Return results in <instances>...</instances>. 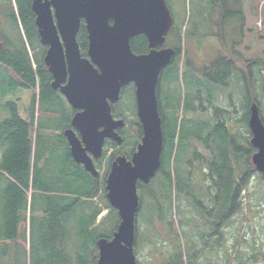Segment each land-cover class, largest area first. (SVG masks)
I'll use <instances>...</instances> for the list:
<instances>
[{"label":"trees","instance_id":"trees-1","mask_svg":"<svg viewBox=\"0 0 264 264\" xmlns=\"http://www.w3.org/2000/svg\"><path fill=\"white\" fill-rule=\"evenodd\" d=\"M32 1L0 0V107L9 113L5 116L0 112V264H17L19 249H23L26 256L28 236L36 241L35 264H98L97 242L113 238L120 221L118 212L106 200L105 187L71 156L64 132L71 127L73 112L51 88V75L44 64L45 48L40 44ZM208 1L210 14L204 8L199 14L200 20L194 22L186 37L189 39L193 35L192 38L204 41L201 45L190 41L197 49L205 46L212 49L213 54L217 50L218 57L214 56L215 60L203 71L204 76L211 77V72L218 70L220 77L200 82L191 60L188 63L194 72L184 71L181 76L178 64L174 74L165 73L161 89L163 106L159 107L163 131L161 168L150 184H139L138 189L142 199L145 197L159 207L163 201L172 202L173 194L185 193L200 209H206L201 188L196 194L195 186L187 177L191 174L193 161L179 169L176 162L180 154H192L193 147L198 145L208 150L213 184L207 191L211 205L206 209L204 220L212 229L223 226L215 235L207 234L209 242L215 239L222 250L225 249V230L228 229L226 222L238 211L241 193L248 183L247 176L255 169L252 156L257 151L251 145L248 126L253 103L257 104L264 124V49L259 55L250 54L252 47H244L250 57L239 51L244 46L246 31L248 34L252 32L247 27V15L250 14H245L247 6L248 12H257L256 7L263 0ZM175 27L172 35L176 36V48L182 54V28L177 24ZM233 31L237 32V37L231 39ZM78 41L85 55L88 40L84 25ZM256 41L264 43V35ZM251 45L255 46L254 41ZM131 47L135 54H143L147 51V39L139 36L131 40ZM185 51L188 52H185V58L189 60L191 51L188 48ZM204 55L208 57V54ZM234 88L236 92H229ZM200 92L210 104L218 103L223 107L228 96L232 106L236 102L234 131H231V125H226L224 118H231L232 107L226 109L227 113L217 108L216 131L222 132L223 136L213 140L214 134L207 140L206 123L197 116ZM127 96L133 99L132 104L126 103ZM125 109L132 112L130 120L122 114ZM113 115L125 119L128 125L132 124L131 120L136 121L133 94L128 95L126 91L122 95L121 102L113 108ZM245 126H248L246 137L243 136ZM128 130L127 127L122 132L125 138L123 147L119 148L115 143L106 145L105 150L114 149L110 162L118 155L130 157L132 147L139 142L137 137L129 139ZM216 149L221 157L217 158L218 161L214 158ZM195 156L194 162L200 160L198 155ZM154 183L157 184L154 186ZM212 202H215L217 213L212 211ZM142 204L144 206V199ZM107 210L113 217L105 222L104 229L100 231L94 225L90 230ZM87 218L89 221H84ZM100 220L98 225L103 223L104 217ZM171 226L173 234L176 232L174 222ZM176 236L178 245L173 243L175 249L167 252L168 256L161 258L158 264H200L184 253L180 236L178 233ZM208 240L203 243L205 248H208ZM249 261L251 264L264 263V252ZM237 263L247 264L246 261Z\"/></svg>","mask_w":264,"mask_h":264},{"label":"water","instance_id":"water-1","mask_svg":"<svg viewBox=\"0 0 264 264\" xmlns=\"http://www.w3.org/2000/svg\"><path fill=\"white\" fill-rule=\"evenodd\" d=\"M40 42L48 47L45 64L53 76L52 87L60 90L73 109L72 128L64 132L70 153L78 165L97 178L94 159L102 158L107 140L123 143L112 105L122 90L134 84L137 116L143 136L132 160L118 157L107 177V200L118 211L120 224L113 238L100 239L98 264H138L135 254L136 217L140 208L138 182L149 184L161 168L162 120L157 87L161 71L175 56L165 44L174 18L167 0H33ZM88 34L87 58L78 34ZM145 36L151 51L135 54L131 40ZM252 157L264 176V124L254 103L250 110Z\"/></svg>","mask_w":264,"mask_h":264},{"label":"rangeland","instance_id":"rangeland-1","mask_svg":"<svg viewBox=\"0 0 264 264\" xmlns=\"http://www.w3.org/2000/svg\"><path fill=\"white\" fill-rule=\"evenodd\" d=\"M167 2L170 9L173 11L176 24L182 28L181 32L184 48H188L191 51V54H193V58L201 59L200 57L203 56V58H207L209 60L212 59L211 62L214 61L215 58L218 57L217 50H215V54H213V50L205 46L197 49L194 43L190 44V41L193 40L199 45L203 44L204 41L201 38H192L194 37L193 35L189 39L186 37L187 32L193 29L194 22L197 21V19L200 20L199 14L203 11L204 8H207V12L210 14L209 1L167 0ZM256 8L258 11L252 13V11L248 12L249 7L247 6V12L245 13H250L249 15H247V27L248 29L250 28L252 30L250 34H248L246 31L244 46L242 48H239V51L245 57H250V54H253V52L261 55L264 49V43H257L256 41L262 34L264 35V0ZM6 27L9 28L8 26H5V28ZM214 29L218 30L219 28L214 27ZM6 32L9 33V31ZM236 33L237 32L234 33V31L231 33V39L237 37ZM252 41H254L255 46L251 45ZM246 46L249 48L252 47V49H250L251 53H247V55L246 50L244 49V47ZM185 52L188 53L187 51ZM203 53L208 54V57H206V55H203ZM240 65L243 66L242 64ZM128 89H131L132 91L131 86H129L126 90ZM229 92H236V90L234 88ZM127 94L132 95V92H127ZM231 94L236 95V93ZM131 102H133V99L130 96H127L126 103L132 104ZM224 103L225 105H222V109H226L227 107L232 106L229 100ZM215 104L217 105L218 103ZM235 105L236 102L233 103L231 109V118H229V116L225 117L226 125H231V131H234L233 127L235 128V117L237 116V113L235 112ZM0 112L4 113L5 116L9 115L7 111L3 112L1 107ZM122 114L124 115V117L127 116L128 120L132 118V112L128 109H125ZM134 117L136 119V115ZM243 119H245L244 114ZM131 121L132 124L129 123L128 129H132L131 127H133L134 124L137 123V119L136 121ZM247 134L248 126H245L243 136L246 137ZM127 136L130 137L129 139L131 140L136 137L130 131L128 132ZM220 136H223L222 132L217 133L216 131L213 140H216ZM218 145H220V141ZM241 147L245 148V146ZM197 149L200 153H202L204 157H206L205 161L199 160L194 162V157L190 152H188V155H184L182 153L177 158L176 167L177 169L184 168V166L188 162L193 161V165H190L191 174H188L187 177L191 179L193 185L195 186L194 191H196V194H198L199 188H201V199L202 201H204L203 205L206 209H209L208 207L211 205V201L208 200L209 195L207 191L213 184L210 177L212 172L211 168L209 167L212 160L209 157L210 152L208 150L199 145ZM113 153L114 151H111V149H106L104 158L99 164L100 177L98 178V180L99 184H102L103 186L110 171V158ZM214 158H216V160L217 158H221L217 149L215 150ZM247 169L248 168H246L245 166V170ZM253 170L254 171H251L247 176L248 183L246 188L241 193V203L238 207V211L232 218L230 217L226 222V224L228 225V229L226 230L225 234V249L223 248L222 250L216 245L215 239H212L209 242L207 235L211 232L215 234L219 229L214 227L213 231H211L212 227L208 225L207 220H204V218L206 217L205 214L207 213L206 209H200V206L194 203L192 198L186 197L185 193L173 194L172 202L163 201L159 207V205L157 206L151 200L145 199V197H143V206V199L141 196V192L139 191L141 205L136 220L138 234L135 244V253L138 252V254L136 253L139 261L138 263L158 264L161 258L164 257L165 259V256H168L169 254L167 252H172L173 249H175L173 248L174 246H172L174 245L173 243H177L178 245V238L176 236V233H178L180 236L184 253L186 255H189L194 263L238 264V261H246V263L248 264L250 262L249 259L255 256H260L262 252H264V176L256 169ZM155 184L157 183H154V186ZM162 190L163 189H161V191ZM212 194L214 195L215 192H212ZM215 207V202H212V211L214 213H217V209H215ZM108 215L109 210L102 213L100 217H104L103 223L100 225L97 224L100 223V218L99 221L97 220L96 224H93V226H91L90 230L95 225L99 227L100 231H102L104 229L105 222L113 217V214L109 216ZM84 221H89V219H84ZM173 222L176 226V232L173 231V234H171V224ZM90 236H94V234H91ZM207 240L208 248H205L203 243ZM35 246L36 241L32 239V237L28 236L26 256L24 255L25 251L23 249H19L17 252V264H35V257L38 253V250ZM238 257L241 258L239 259ZM5 262H7V260H5Z\"/></svg>","mask_w":264,"mask_h":264},{"label":"flooded vegetation","instance_id":"flooded-vegetation-1","mask_svg":"<svg viewBox=\"0 0 264 264\" xmlns=\"http://www.w3.org/2000/svg\"><path fill=\"white\" fill-rule=\"evenodd\" d=\"M176 25L174 24V26L172 27V29H171V31H170V33H169V35H168V37H167V39H166V43H165V45L163 46V47H160V48H158L159 50L160 49H165V48H174L175 49V56L172 58V60H171V62L161 71V73H160V78H159V83H158V87H157V96H158V110H159V107L161 108L162 106H163V104H162V100H161V89H162V82H163V77L165 76V73L168 71V72H171V73H173L174 74V72H175V67H177V65L179 64V70H180V72H181V74H183L184 73V71H190V70H192V72H194L193 71V69H191V67H190V63H188V62H190V60H191V62H194L193 64L195 65L194 67H196V70H197V73H196V75L198 76V78L201 80L200 82H203L204 83V81L206 82V81H210L211 79H217V78H219L220 77V72L217 70V72H211V77L210 76H208V77H206V76H204V67L205 66H208L210 63H211V61L209 60V59H207V58H203V56L202 57H200L201 59H197V58H193V56H191L190 57V59L189 60H186V58L185 57H182L181 55L182 54H180L179 53V51L177 50V48H176V46H177V38H176V36H174V35H172V32H173V30H174V28H176L175 27ZM173 46H172V45ZM150 52V48H149V42L147 41V51L145 52V53H149ZM142 54V53H141ZM205 53H203V55H204ZM179 60V62H177ZM187 61V62H186ZM195 74V73H194ZM53 81H54V79H53V76H52V74H51V88L53 89V87H52V83H53ZM133 87H134V85H133ZM183 89H184V91L186 90V88H185V86H183ZM54 90V89H53ZM55 91V93L56 94H58V95H60V97H62L63 98V100H64V102H66V104L70 107V105L68 104V102L66 101V99H65V97L63 96V94L60 92V90H54ZM133 94H134V100H135V92H133ZM228 100H229V102H230V96H228ZM230 104H231V102H230ZM184 99H183V104H182V109H184ZM197 108H198V111H197V116L199 117V118H202L204 121H205V123H206V128H207V130H205V132H207V140H209L214 134H215V132H216V119H217V116L215 115V113H216V110L215 109H217V108H222L221 107V105H216V104H210L209 102H208V100H207V98L205 97V96H203V92H200V94H199V96L197 97ZM232 105V104H231ZM232 107V106H231ZM230 106L229 107H227L226 109H230L231 108ZM70 109L72 110V112H73V115H72V117L75 115V113H77L78 111L77 110H74L73 108H71L70 107ZM226 109H222V110H226ZM227 111L228 110H226V113H227ZM181 118H182V115L180 116ZM223 117H224V115H223ZM225 118V117H224ZM222 120V119H221ZM131 130H133L134 131V133L136 132V133H139V131L141 130V133H142V128H141V126L139 125V123H136L133 127H132V129H130V131ZM119 134L122 136V137H124L123 136V133L121 132V131H119ZM107 143H112L113 144V142H111V141H107ZM125 145V140H124V142H123V144L121 145V146H119V148L120 147H123ZM126 147V149H128V146H125ZM132 155H133V153L135 152V148L134 147H132ZM131 155V156H132ZM195 155H198L199 156V159H202L203 160V155H202V153H200L199 151H198V149L197 148H195V147H193V149H192V156L194 157V158H197ZM119 156V155H118ZM117 156V157H118ZM131 156L129 157V159H131ZM116 157V158H117ZM99 162H100V160L99 161H96V166H97V168L99 167ZM160 171V170H159ZM158 171V172H159ZM200 208V207H199ZM203 208V207H202ZM226 222V221H225ZM222 229H223V226H222ZM222 229L220 228L219 229V231L221 230L222 231ZM211 231H213V229L211 230ZM226 231V230H225ZM212 233V235H213V232H211ZM215 235V234H214Z\"/></svg>","mask_w":264,"mask_h":264}]
</instances>
